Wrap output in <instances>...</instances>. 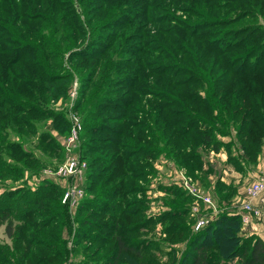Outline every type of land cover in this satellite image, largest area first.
Segmentation results:
<instances>
[{
  "label": "rangeland",
  "instance_id": "obj_1",
  "mask_svg": "<svg viewBox=\"0 0 264 264\" xmlns=\"http://www.w3.org/2000/svg\"><path fill=\"white\" fill-rule=\"evenodd\" d=\"M240 1L0 0V97L4 90L11 97L15 95L16 100L21 99L30 108L38 110L37 114L15 110L17 119L34 122L35 133L34 130L32 133L26 132L27 126L24 125L23 132H20V123L5 120L0 139V143L7 146L3 148V158L8 165L19 167L20 171L17 175L0 177V194L5 190L18 188L33 191L48 181L60 188L54 195L58 197L59 205H67L68 213L67 217L62 211L38 212L31 222L45 223L49 215L53 220L45 230L43 227L33 226L20 230L22 223L14 222L12 230L15 235L19 232L17 240L8 237L5 224H0V246L5 245L9 254L14 253L13 260H9L12 264H85L88 256L93 254L92 251L95 252V245H90L89 240H79L77 245L75 240L76 234L82 231V219L92 217H88L91 210L80 212L78 204L86 197L98 195L96 190L87 191L86 185L94 183L87 182V179L101 167L98 164L90 167L87 160L89 155H100V152L96 150L93 154H82V147L85 148L82 141L84 134H89L88 130L92 129L85 138V143L90 139L95 140L91 143L94 147L98 145L97 140L106 136L116 141L115 146L119 141L124 143L126 139L118 138L117 131L124 127L120 121L126 114L129 116L127 123L130 125H139L143 130L144 125H147L149 129L145 130L146 135L154 137L155 141L150 142L147 138L133 135L132 140L135 142L127 141L129 147H136L130 151L133 157L128 166L137 178L130 181L136 186L134 193L126 201L130 200L133 205L129 210L135 207L141 209L146 205L147 207L137 217H129L127 213L124 223L143 217H150L155 221L160 212L169 208L168 198L172 196L166 194L165 189L168 186H176L193 198L181 182V173L190 178L193 186L201 193H213L214 197L208 195L218 206L219 212L216 214L199 199H192V204L197 205L199 213L211 218L208 224L224 212L222 207L228 209L227 202L221 201L217 195L215 182L218 180L225 183L224 178H233L230 174L240 172L227 161L226 149L200 148L203 159L213 169L208 174L197 171L194 177L174 161L170 151L172 145L166 144L169 136L163 131V126L172 133L176 129L181 131L187 125H184L187 122L186 116L191 113L190 101H186V97H190L188 94L194 91L204 99L197 102L206 101V98L212 101L215 114L218 115L219 112L220 116L225 115L222 113V106L210 97L212 79L219 77L227 69V65H232L229 60L236 61L240 54L245 55L248 67H252L255 60L252 58L260 54L258 47L252 48L250 44L260 45L264 41V14L261 16L258 13L260 0H249L252 4L249 3L248 7L244 6L247 2L242 4ZM245 27L253 31L244 33ZM226 43H229L228 52L225 46L221 47V44ZM238 46L241 49L237 50ZM210 49L212 52H208ZM14 61L16 64L12 66ZM211 67L213 75L210 72ZM124 76L129 78V82L119 85L118 78ZM6 79L9 81L7 89ZM43 85L48 90L40 93L39 87ZM213 86L220 91L219 83H213ZM123 95L126 101H130V110H112L114 98ZM228 101L230 105L231 99ZM8 106L10 104H6L5 108ZM161 110L162 113L159 114ZM193 113L197 114L195 110ZM197 115L201 120L199 124H204L206 116ZM56 117L61 121L57 122ZM240 118L235 117V121L227 118L228 135L215 133L220 141L230 142L235 156L243 153L233 127L240 123ZM106 125L109 126V132L98 133ZM202 130L204 129H200ZM46 131L58 144L54 148L55 152L45 151L44 146L40 147L37 143L38 133ZM70 138L72 141L67 149L65 145ZM18 143L22 150L35 155L39 160L31 162L28 157L21 158L13 152L10 147ZM139 146L141 149L136 150ZM148 147H153L154 150H147ZM221 150L226 153L223 161L216 158V153ZM77 155L85 161V168L80 175L74 178L59 174L67 157ZM259 155L260 153L257 163L246 167L242 175L256 170ZM205 165L204 169L207 167ZM195 178L198 180L195 181ZM259 179L264 180V171H255V176L246 182L244 196L239 202L245 199L246 188ZM74 185L82 190V196L73 208L63 202V197ZM260 195L264 196V189ZM256 203L262 205L259 200ZM190 205L188 224L192 235L195 231L192 229L194 218L191 216ZM234 212L238 214V210L232 213ZM261 218L255 224L264 226V210ZM94 219L97 221V217ZM247 230L248 228L241 226L239 236L245 238ZM25 231L28 236L23 237ZM89 231H93V228H89ZM137 235L143 239L164 242L160 245L165 253L170 249L175 252L171 258L156 250L153 264H178L180 251L184 250L187 243L186 240L177 243L167 241V234L162 231L160 222H155L149 229H144ZM32 237V243L30 241L28 245V239ZM39 238L43 241L41 244ZM164 239L166 240L163 241ZM54 242L60 252H65L66 259L57 260L51 256ZM102 245L104 244H100V257L96 253L99 259L90 260L91 263L110 264L112 261L104 259V253L113 250V246ZM7 257L5 255L6 259ZM9 261L7 259L6 264ZM142 261H146V255L138 261L123 256L118 264H140ZM227 264H240V260L234 258Z\"/></svg>",
  "mask_w": 264,
  "mask_h": 264
},
{
  "label": "trees",
  "instance_id": "obj_2",
  "mask_svg": "<svg viewBox=\"0 0 264 264\" xmlns=\"http://www.w3.org/2000/svg\"><path fill=\"white\" fill-rule=\"evenodd\" d=\"M240 2L242 4L247 2L244 5L247 7L251 3L249 0H241ZM260 3L258 13L261 15L264 14V0H260ZM246 28L248 27L244 28V33L253 31L251 28L245 31ZM228 45L229 43H226V45L221 44V47L223 48L225 46L228 52L230 51ZM250 46L252 48L257 46V51L260 54L259 56L254 55L252 58L255 59L252 62V67H248V60L245 58V55L241 56L240 54V57L238 56L236 61L229 60L232 65H227V69H224L219 77H215L211 81L210 97L213 100L215 99V103L220 104V107L222 106V113L225 115L220 116L219 112L218 115L215 114L212 101H208L206 98V101L197 102L199 99H204L198 96L199 93L197 91H194V93L188 94L190 97H186V101H190L189 108L191 113V115L186 116L187 122L184 125H187L182 127L181 131L176 129L172 133L166 129L165 125L163 126V131H166L169 136L166 144L169 143L172 145L170 151L174 161L178 165L183 166L187 173L194 177L197 171L201 174H208L213 169V166L207 163L202 157L199 149L203 147H205V150H218L220 147H224L227 151V161L232 163L240 173H244L246 167L254 166L257 163V157L261 152L264 138V58H262L264 57V41L260 45L250 44ZM239 49L241 48L238 46L237 50ZM210 51L211 49L208 52ZM15 64L14 61L11 65L13 66ZM210 72L213 75L212 67L210 68ZM128 76L130 77V74ZM118 80L119 85L123 83L126 85L129 82V78L125 76L118 78ZM5 83V89H7L6 86L9 84V81L6 79ZM213 83L220 84L218 88L220 91L214 89ZM43 90H48L45 85L39 87L40 93ZM114 99L111 105L112 110L124 109L125 112L130 110V101L129 99L126 101L127 99L124 95L122 97H115ZM229 99H231L230 105ZM6 104H10V107L5 108ZM15 110L33 112L34 114L38 113V110L36 111L35 108H30L21 99L16 100L15 95L11 97L3 90L2 96L0 97V139L1 133L4 132L2 130L5 126V120L6 122L15 121L18 124L20 123V132H23L22 125L27 126L26 132H33L34 122H28L21 118L17 119ZM162 110L164 111L163 107ZM162 110L158 113L161 114ZM194 110L197 114L206 116L204 124H199L201 120L197 114L193 113ZM228 117L234 121L235 117H241L240 123L238 125L234 124L233 126L243 151L239 156H235L232 153L230 142L224 143L220 141L215 134L216 132L223 133V135L229 134L226 125ZM57 120V122L61 121L59 117ZM128 120L129 116L127 114L124 115V119L120 121L124 127L117 131L118 138L126 139V141L124 143L123 141H119L120 143L117 142L116 146L114 145L116 141L106 136L103 139L97 140L98 145L94 147L91 143L95 140L90 139L88 143H85V138L89 136L92 129L88 130L89 134H84L82 145L85 148L82 147V154H93L96 150H99L100 155H89L90 157L87 160L90 167L96 164L101 166L97 173L91 177L89 176V180L87 179V182L94 183L86 185L87 191L94 192L96 190L98 195L82 199L77 207L80 212H88V210H91L88 217L92 215L88 219H82V227H80L82 231L76 234L77 239H75L76 245L79 240L80 242L82 240H89L91 242L90 245H95V252L92 251L93 254L88 256L85 264L98 263H91L90 260L97 261L94 259H99L101 253L100 244H104L102 246H113V250L110 252L105 251L104 253V259L112 260L110 264H118L120 258L123 256H128L131 260L138 261L145 255L146 261H142L140 264H153L155 260L154 253L156 250L158 252L162 251L163 246L160 244L164 242L154 239H143L137 234L143 232L144 229H149L155 222L162 224V231L167 234V241L174 243L182 240L187 241L184 250L180 251L181 258L178 264H227L234 258L239 259L240 264H264V241L255 234L247 235L245 238L239 236L241 220L237 213L226 210L218 214L205 227L190 235L188 212L192 197L173 185L165 189L166 194L172 196V198H168L170 203L168 204L169 208L160 212L156 216L157 219L155 221L150 217H143V219H138L137 221L124 223L125 218H127V213L129 217H137L147 207L146 205L141 209L135 207L129 210L133 205L130 203V200L126 201L134 193V187L136 186L130 183L131 180H134L135 175L128 166V162H132L131 159L133 157L130 151L136 147H129L127 141L135 142L132 140V135L133 137L147 138L150 142L155 141L154 137L146 135L145 130L149 129L147 125H144L145 130H143L140 129L139 125H130L129 122L127 123ZM205 121L207 122L205 123ZM201 125L205 127L201 128ZM102 128L104 129H99L98 133H105V131L109 132L110 130L108 125ZM200 129L204 130L200 131ZM162 134L164 135V133ZM37 143L40 147L44 146L45 151L50 150L51 152H55L54 148L58 147L54 138L48 135V131L38 133ZM4 147L7 148L6 145L0 143V177L8 174H19V167H14L11 164L8 165L4 160ZM113 148H116V150L114 151ZM10 149L21 158L26 159L28 157V160L31 162H37L39 160L35 155L22 150L19 143L12 145ZM140 149L141 147L139 146L136 150ZM151 149L153 147H148L147 150ZM143 164L145 163L143 162ZM204 165L207 166L205 169L203 168ZM92 178H94V181H92ZM215 183L217 195L221 201L225 200L228 203L235 195V186L226 185L218 180ZM59 190L60 188L58 186L46 181L33 191L20 188L3 191L0 194V224H5L7 236L14 240L19 238L17 237L19 232L15 235L12 230L14 222L22 223V226L19 228L20 230L23 227L29 228L32 226L36 228L43 227L45 230V227H49L53 221L50 215L45 223H41V221L31 222V219L37 216L38 212L40 214L42 211L45 212L44 210H49L51 213L53 211L54 213L62 211L63 215L68 217L67 205H59V199L54 195ZM94 217H97V221ZM101 218H104V220L102 221ZM89 228H93V231H89ZM25 235L28 236L26 231L22 236L26 237ZM31 240H33V237L32 239H28V245H30ZM52 240L56 241L57 239ZM41 242L43 241L39 238V244ZM171 251L170 249L166 253L164 251L161 253H165L173 258L175 252ZM6 253L9 257H7ZM51 253V256L57 260H64L67 256L65 252H60L55 242ZM13 254V252L9 254L6 246L1 245L0 264H6L7 259L8 261L13 260ZM8 264L12 263L9 261Z\"/></svg>",
  "mask_w": 264,
  "mask_h": 264
},
{
  "label": "built area",
  "instance_id": "obj_3",
  "mask_svg": "<svg viewBox=\"0 0 264 264\" xmlns=\"http://www.w3.org/2000/svg\"><path fill=\"white\" fill-rule=\"evenodd\" d=\"M76 124L73 126V130H75ZM72 141V138L68 140L67 145L65 147L67 149L69 143ZM85 168V161H82L79 156H68L65 162L61 165L59 174H63L67 177H77L82 172V169ZM181 179L183 181L182 184L185 187V189L188 190V192L196 199H199L203 205L206 208L211 209L210 211L214 214L218 213V206L213 201V199L208 194H203L199 190H197L190 178H187L185 176L180 175ZM190 180V181H189ZM264 189V180L259 179L255 180L253 183H251L247 188L245 192V199L242 200L239 204L238 214L240 216L241 220V226L243 228H247L249 226H252L255 224L256 220L262 219L263 216V210L262 207L264 205V196H261L260 193ZM82 196V190L79 189L76 185L72 186L70 189H68L63 197V202L67 203L70 207H76L79 198ZM258 198L260 203L262 204L259 206L257 203H254L252 201L253 198ZM191 216L194 218L192 229L197 232L199 231L203 226L208 224V220L210 219L209 216L206 214L199 213V208L197 205H194L191 207Z\"/></svg>",
  "mask_w": 264,
  "mask_h": 264
},
{
  "label": "crops",
  "instance_id": "obj_4",
  "mask_svg": "<svg viewBox=\"0 0 264 264\" xmlns=\"http://www.w3.org/2000/svg\"><path fill=\"white\" fill-rule=\"evenodd\" d=\"M218 157L220 158L221 161H223L226 158V153L221 150L219 153H216V158H218ZM255 171L256 172L264 171V144L261 147V152H260V155L258 158V164H257ZM255 171L252 173L247 172L246 175H242L243 173L240 174L238 172H235V173L230 174V176L233 178H228V179L224 178L223 179L226 184L232 183L233 186L235 185V188H236L235 195L226 204L228 207V209H226V210H228L229 212H233V211H237L239 209V203H240L239 201L244 196L243 194H244V189L246 186L245 184L247 181L251 180L255 176ZM197 180L198 179L195 178V181H197ZM207 192H208V190H207ZM205 194H210L212 197H214L212 192L211 193H205ZM192 199L194 201L195 198L193 197ZM193 201L191 202L192 206H194V204H192ZM252 201L254 203H256L258 201V198L257 197L253 198ZM221 210L226 211L223 207L221 208ZM234 213H236V212H234ZM247 228H248V230L245 233L246 235L255 234V235L259 236L264 241V226H263V224H253L252 226H249Z\"/></svg>",
  "mask_w": 264,
  "mask_h": 264
}]
</instances>
